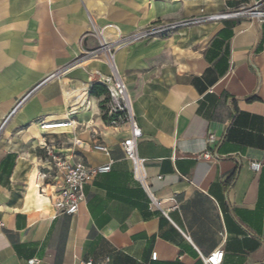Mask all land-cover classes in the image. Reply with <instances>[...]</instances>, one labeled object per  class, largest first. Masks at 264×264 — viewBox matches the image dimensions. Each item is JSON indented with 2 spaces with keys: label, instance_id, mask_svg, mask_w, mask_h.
<instances>
[{
  "label": "crops",
  "instance_id": "crops-1",
  "mask_svg": "<svg viewBox=\"0 0 264 264\" xmlns=\"http://www.w3.org/2000/svg\"><path fill=\"white\" fill-rule=\"evenodd\" d=\"M256 3L264 10V0H0V264H205L219 247L220 264H264V20L204 18ZM90 19L114 44L143 182L121 147L128 125L112 126L107 92L91 93L109 67L101 53L85 58L97 47ZM44 143L71 163H110L73 215L52 206L61 176L44 178L55 173Z\"/></svg>",
  "mask_w": 264,
  "mask_h": 264
},
{
  "label": "built area",
  "instance_id": "built-area-1",
  "mask_svg": "<svg viewBox=\"0 0 264 264\" xmlns=\"http://www.w3.org/2000/svg\"><path fill=\"white\" fill-rule=\"evenodd\" d=\"M262 3H256L254 8H244L238 9L236 11H226L223 13L207 15L204 18L206 20H218L222 18H227L234 15H245L250 18H256L259 21L264 20V10L259 9L258 7ZM193 19L192 21H194ZM148 35L147 30H141L137 33H134L128 37H120V41H132L143 39ZM100 50L103 53H108V59L106 60L109 63L114 65L113 53L111 52V44L107 43L102 36ZM105 50V52H104ZM98 50L92 52L93 55L98 54ZM109 75H100L95 73V78L101 84L106 87L107 91V101L103 105V114L110 118V124L114 127H118L121 123H126L128 125L129 135L121 142L122 150L125 156L132 162V173L133 176L139 181L143 182V162L144 160L137 156V141L142 136V131L138 124L134 120L131 101L126 89V86L118 74L115 67V72L112 71ZM64 123L67 126L70 124V121L52 123L53 125H58ZM52 124H44L42 127L48 129L47 126ZM64 125V126H66ZM43 147L47 150V146L44 143ZM93 149L101 151L104 154L108 155V148L102 143L96 142L93 144ZM47 154L51 155V166L55 173H46L44 178L50 179L55 178L57 175L61 176V185L55 191L54 198L51 200L52 206L54 207L56 213H66L73 215L77 212L80 201L83 199V187L85 184L90 182L95 174L107 172L110 169V163H107L102 166L89 167L85 165L82 161H77L71 163L65 158L60 156H54L50 150H47ZM205 159H211L213 156L207 152L202 155ZM250 166L254 170H258L261 164L257 161H251ZM223 251L222 249L216 248L208 255L204 257L205 264H220L222 260ZM156 257V253H152V258ZM28 264H34L36 259H29ZM75 264H107V260L100 262H94L92 259L78 260Z\"/></svg>",
  "mask_w": 264,
  "mask_h": 264
},
{
  "label": "rangeland",
  "instance_id": "rangeland-1",
  "mask_svg": "<svg viewBox=\"0 0 264 264\" xmlns=\"http://www.w3.org/2000/svg\"><path fill=\"white\" fill-rule=\"evenodd\" d=\"M90 24L92 25V28L94 27L95 29L93 30V32H94V35L96 36V38H97V47H96V49L95 50H92V51H90L89 53H87L86 54V56H85V58L87 57V56H93V54H92V52H94V51H96V50H98L97 51V53L98 54H102V55H104V57H105V59L107 60L108 59V53H103V51H101L100 50V48H101V40H102V33H101V31H100V29L99 28H97V27H95V23H94V21L92 20V19H90ZM103 38H104V36H103ZM105 39V38H104ZM105 41L108 43V41L105 39ZM110 49H111V52L113 53L114 52V44H112L111 45V47H110ZM104 52H105V50H104ZM107 64H108V67H109V63L107 62ZM110 72H111V69H110V67H109V74H110ZM107 101V100H106Z\"/></svg>",
  "mask_w": 264,
  "mask_h": 264
},
{
  "label": "trees",
  "instance_id": "trees-1",
  "mask_svg": "<svg viewBox=\"0 0 264 264\" xmlns=\"http://www.w3.org/2000/svg\"><path fill=\"white\" fill-rule=\"evenodd\" d=\"M106 87L101 84V83H94L92 88H91V93L92 94H104L106 93ZM233 179V176L229 179V180H232Z\"/></svg>",
  "mask_w": 264,
  "mask_h": 264
},
{
  "label": "bare ground",
  "instance_id": "bare-ground-1",
  "mask_svg": "<svg viewBox=\"0 0 264 264\" xmlns=\"http://www.w3.org/2000/svg\"><path fill=\"white\" fill-rule=\"evenodd\" d=\"M110 67L112 68V71L113 72H115V67H114V65L113 64H111L110 65ZM48 124H52V123H48ZM64 125H66V124H64V123H60V124H58V125H49V126H47L48 127V129H55V128H61V127H66V126H64Z\"/></svg>",
  "mask_w": 264,
  "mask_h": 264
},
{
  "label": "water",
  "instance_id": "water-1",
  "mask_svg": "<svg viewBox=\"0 0 264 264\" xmlns=\"http://www.w3.org/2000/svg\"><path fill=\"white\" fill-rule=\"evenodd\" d=\"M7 120V119H6ZM6 120L3 122V124L0 126V130L2 129L3 125L5 124Z\"/></svg>",
  "mask_w": 264,
  "mask_h": 264
}]
</instances>
